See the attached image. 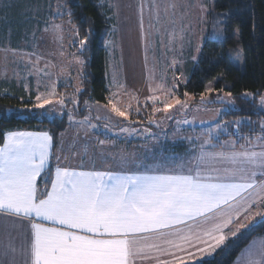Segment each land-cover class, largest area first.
<instances>
[{
    "label": "rangeland",
    "instance_id": "374dc122",
    "mask_svg": "<svg viewBox=\"0 0 264 264\" xmlns=\"http://www.w3.org/2000/svg\"><path fill=\"white\" fill-rule=\"evenodd\" d=\"M101 2L110 7L115 19L111 35L106 41L109 53L107 103L87 100L84 107L89 110L83 114L87 116L81 118L76 114L77 94L82 87L81 75L85 60L75 52V45L80 43L78 33L70 18H62L68 13V7L62 0H0V82L23 86L28 92L34 91L36 96H48L52 103L38 109L49 118L68 112L70 124L66 134L62 135L60 147L63 151L69 148L71 150L70 156L64 154L63 158L61 149L56 152L55 157L57 155L56 159L60 162L113 167L112 164L120 166L119 162L124 158L130 161L128 164L131 163L132 168L145 165V168L175 169L178 172L188 171L194 174L200 170L204 177L218 175L211 169H223L229 165L222 162L198 165L196 158L202 151H242V146L248 144V138L255 140V137L264 131V118L258 121L257 131L253 136H226L229 130L238 128L239 121H222L220 116L227 106L213 104L217 101L233 106L230 95L223 93L211 96L209 92L202 96L203 99L201 97L198 104L193 105V96L187 94L180 97L177 94L178 82L187 81V69L191 62L199 57L202 47L199 52L196 48L200 38L209 33L210 0ZM172 4L176 5L174 9L170 7ZM201 5L206 10L202 11ZM154 6H159V23ZM165 8L168 9L167 13ZM57 25L60 27L56 28ZM172 32L176 34L175 40L170 39L169 33ZM181 35L183 39H180ZM37 60L38 63H35ZM53 84L56 94L50 96ZM151 97L156 98L155 102ZM261 98L259 105L264 109ZM176 99H179L181 104H176ZM110 100L122 111L127 112V119L112 112ZM165 102L173 106L167 111H156L157 108L164 109ZM210 137L211 142L207 143ZM182 143L185 148L175 152V146ZM91 150L99 152L100 157L88 158ZM256 150L259 151V148ZM113 152L114 155L111 154ZM140 161L147 163L140 164ZM156 165L163 167L156 168ZM255 210L256 206H253L250 212ZM240 211L243 212V209ZM245 215H241L239 222H234L224 229L225 233L235 228L237 223L244 222ZM214 222L196 223L182 230L184 234L191 235V244L177 241L186 251H171L184 257L186 264H197L200 258L213 256L214 254L189 259L187 253L196 252L197 246H203L196 236H202V230L211 227ZM189 229L192 231L189 232ZM231 237L233 236L229 235V238ZM167 239L174 237L164 236L161 240L154 239L149 243H157L167 248L168 245L164 243ZM262 240L264 236L255 237L254 241L241 251L234 264H246L250 246L255 250ZM160 258L172 259L169 256ZM253 258L258 260L260 256L257 253ZM145 264L153 262L148 261Z\"/></svg>",
    "mask_w": 264,
    "mask_h": 264
},
{
    "label": "snow or ice",
    "instance_id": "6c2138e0",
    "mask_svg": "<svg viewBox=\"0 0 264 264\" xmlns=\"http://www.w3.org/2000/svg\"><path fill=\"white\" fill-rule=\"evenodd\" d=\"M154 7L159 23V6ZM170 7L174 9L176 5ZM200 7L202 11L206 10L203 5ZM167 10L164 9L165 13ZM140 13L143 27V5ZM221 15L224 19H217L213 32L200 38L197 52L205 42H224L230 17L228 13ZM233 31L238 39L240 30ZM169 36L171 40L176 39L175 32ZM180 39H183L182 35ZM85 43L81 40L82 49ZM232 51L239 56L243 50L237 45ZM55 94L53 84L49 95ZM151 99L156 100L155 97ZM36 102L34 107L44 108L52 100L37 95ZM261 102L264 103V97ZM175 103L181 104V101L176 99ZM109 104L112 112L127 119V112L111 100ZM172 106L165 102V108L156 111H167ZM52 139L47 132H11L0 147V232L8 241L2 253L6 259H0V264H16L17 253L24 257L22 264H145L148 261L186 264L184 257L175 255L171 249L186 251L177 241L191 244V237L176 226L199 217L206 223L215 221L211 227L202 230V236H196L203 246H197L196 252L187 253L189 259H196L214 254L229 235L236 236L257 218L264 221V131L255 140L248 138L242 151H202L196 158L198 165L212 162L229 165L223 169L212 168V172L218 173L215 176L205 178L200 170L194 175H182L158 174L154 168L128 173L77 171L57 166L50 190L45 187L41 191L37 179L46 172ZM210 142L211 137L207 143ZM119 163L125 168L129 162L121 158ZM253 206L256 210L250 212ZM241 215H245L244 222L237 223L226 234L224 229L239 222ZM37 220L51 222L54 226H45L35 222ZM165 229L175 231L165 232ZM164 236L174 237L164 241L167 248L149 243ZM18 240L21 241L19 245L16 244ZM257 253L258 260L253 258ZM161 256L172 259H161ZM248 256L246 264H264V240L255 250L250 246Z\"/></svg>",
    "mask_w": 264,
    "mask_h": 264
},
{
    "label": "trees",
    "instance_id": "16d2710c",
    "mask_svg": "<svg viewBox=\"0 0 264 264\" xmlns=\"http://www.w3.org/2000/svg\"><path fill=\"white\" fill-rule=\"evenodd\" d=\"M62 1L68 7V13L62 18H70L76 26L79 41H86L83 49L80 43L75 45V52L85 60L76 110V114L82 117L89 110L84 107L87 100L108 102L109 53L106 41L111 35L115 19L113 11L101 0ZM210 2L209 33L218 18L224 19L222 13L229 14L224 42L203 44L198 59L192 61L187 69V81L178 82L176 91L180 97L185 94L193 96V105L198 104L201 97L209 92L211 96L223 93L230 95L233 106L217 101L211 103L227 106L221 113L222 121H239L238 128L229 130L226 136H253L258 121L264 118V109L259 105V99L264 96V0ZM237 28L240 30L238 39L233 31ZM237 45L243 50L239 56L232 51ZM35 98L34 91L28 92L23 86L0 82V143L4 141L6 133L13 129H46L53 138V151L58 148L61 135L69 126L68 112L49 118L34 107ZM184 148L183 143L176 145L175 152ZM54 170L55 165L51 161L46 172L38 179L40 187L49 186ZM257 236H264V221L261 218L229 238L213 256L197 264H234L241 251Z\"/></svg>",
    "mask_w": 264,
    "mask_h": 264
},
{
    "label": "crops",
    "instance_id": "0c3cea01",
    "mask_svg": "<svg viewBox=\"0 0 264 264\" xmlns=\"http://www.w3.org/2000/svg\"><path fill=\"white\" fill-rule=\"evenodd\" d=\"M87 115H85L84 117H81V118H85ZM70 124V123H69ZM66 131H67V129L62 133V135H64V134H66ZM94 131H96V129H94ZM11 132H36V133H42V132H47L49 135H51L50 134V132L48 131V130H46V129H41V130H31V129H13V130H10L9 132H7L6 133V135H5V138H6V136L9 134V133H11ZM62 135H61V138H62ZM82 138H85L84 136H81ZM60 138V141L62 140ZM4 141H5V139H4ZM4 141L2 142V143H0V147H2L3 146V143H4ZM60 145H61V143H59V146H58V148L56 149V150H54L53 151V141H52V149H51V156H50V159H49V164H48V166L50 165V163H51V161H53V163H54V165H55V168L57 167V166H59V167H68V168H70V169H75V170H77V171H89V170H100V171H108V170H111V171H125V172H128V173H132V172H144L145 170H146V168H145V165H141V166H139V167H136V168H132V166L130 165V164H128L125 168H121V166H116V164H112V166L113 167H104V166H90V165H92V164H83V163H81V164H69V163H65V162H60V161H58L57 159H56V157H57V155H56V157H55V154H56V152L59 150L60 151V149L62 150V147H60ZM69 148V147H68ZM72 148V147H71ZM70 148L69 149H67V150H65V151H63L62 150V153H61V155H62V158L64 157V154L65 155H67V156H70ZM58 151V152H59ZM95 152V154L93 155V153ZM112 152V151H111ZM111 154H113L114 155V152L113 153H111ZM95 156V159H98L99 157H100V153L99 152H96V151H94V150H91V155L89 154L87 157L88 158H91V157H94ZM82 157H84V156H82ZM113 157V156H112ZM79 158V157H78ZM92 159V158H91ZM144 160H146V159H144ZM128 162H130V161H128ZM147 163V162H144V161H140V164L141 163ZM47 166V167H48ZM109 166H111L110 164H109ZM155 171H156V173H158V174H182V175H194V173H192V172H188V171H186V172H178V171H176L175 169H155ZM55 178V170H54V176H53V179ZM205 178H207V177H205ZM39 179V178H38ZM38 179H37V187H38V189L39 190H43L45 187H47L49 190H50V184H49V186H42V187H40L39 186V184H38ZM35 222H39V223H42V224H44L45 226H49V227H51V226H54V225H52L51 224V222H47V221H40V220H37V221H35ZM202 222H204V219L202 218V217H199V218H197V220L196 221H187L185 224H182V225H178V226H176L177 228H179V229H181V230H184V229H186V228H189V227H191V226H193L194 224H199V223H202ZM25 223H27V221H25ZM165 232H170V231H175V229H165L164 230ZM190 237H191V235L190 234H188ZM162 238V237H161ZM161 238H160V240H161ZM254 241V239L251 241V242H253ZM8 241L6 240V237H5V235L2 233V232H0V259H6V258H4L3 257V255H2V253H3V250H4V247H5V244L7 243ZM21 243V241H16V244L17 245H19ZM159 243H161V242H159ZM250 245V244H249ZM248 245V246H249ZM248 246H246L245 248H247ZM161 247H162V245H161ZM244 248V249H245ZM204 257V256H203ZM10 258V257H9ZM203 258H200L198 261H200V260H202ZM23 260H24V257L22 256V255H20L19 253H17L16 254V264H22V262H23Z\"/></svg>",
    "mask_w": 264,
    "mask_h": 264
}]
</instances>
